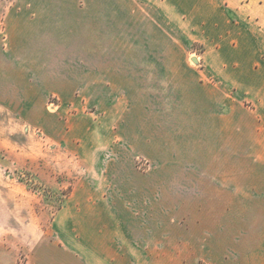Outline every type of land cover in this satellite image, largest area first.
<instances>
[{
	"label": "rangeland",
	"instance_id": "obj_1",
	"mask_svg": "<svg viewBox=\"0 0 264 264\" xmlns=\"http://www.w3.org/2000/svg\"><path fill=\"white\" fill-rule=\"evenodd\" d=\"M233 4L0 0V264L75 201L102 264H264V28Z\"/></svg>",
	"mask_w": 264,
	"mask_h": 264
},
{
	"label": "crops",
	"instance_id": "obj_2",
	"mask_svg": "<svg viewBox=\"0 0 264 264\" xmlns=\"http://www.w3.org/2000/svg\"><path fill=\"white\" fill-rule=\"evenodd\" d=\"M14 35L13 33H11ZM260 123V143L259 150H264V119ZM254 126V125H253ZM254 128H252V136L254 135ZM83 203H79L82 206ZM77 206V202H68L65 207L62 208V222L66 219L73 222L72 228L68 230L67 235L62 234V246L57 244H43L40 261L41 264H102L94 257V252L89 248L88 244H84L83 234L84 230H89V226L92 228L93 225L87 223L86 226H82L81 222L94 219L97 221V214L86 213L84 209ZM84 219V220H83ZM63 232V229H62ZM91 232V231H90ZM91 238V237H90ZM86 242L94 244L93 240H87ZM84 245H86L84 247ZM109 256L104 259V264H110Z\"/></svg>",
	"mask_w": 264,
	"mask_h": 264
},
{
	"label": "bare ground",
	"instance_id": "obj_3",
	"mask_svg": "<svg viewBox=\"0 0 264 264\" xmlns=\"http://www.w3.org/2000/svg\"><path fill=\"white\" fill-rule=\"evenodd\" d=\"M232 9H237L242 15L250 17L252 24L256 23L260 28H264V0H233Z\"/></svg>",
	"mask_w": 264,
	"mask_h": 264
},
{
	"label": "water",
	"instance_id": "obj_4",
	"mask_svg": "<svg viewBox=\"0 0 264 264\" xmlns=\"http://www.w3.org/2000/svg\"><path fill=\"white\" fill-rule=\"evenodd\" d=\"M194 62H195V60H194Z\"/></svg>",
	"mask_w": 264,
	"mask_h": 264
}]
</instances>
